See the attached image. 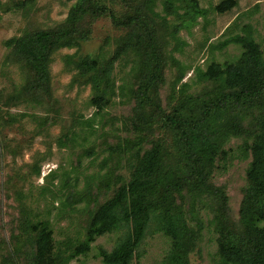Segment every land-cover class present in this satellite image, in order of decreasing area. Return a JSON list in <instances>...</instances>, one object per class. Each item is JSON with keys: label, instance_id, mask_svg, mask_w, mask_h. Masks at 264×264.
I'll use <instances>...</instances> for the list:
<instances>
[{"label": "rangeland", "instance_id": "obj_1", "mask_svg": "<svg viewBox=\"0 0 264 264\" xmlns=\"http://www.w3.org/2000/svg\"><path fill=\"white\" fill-rule=\"evenodd\" d=\"M93 1L107 5L119 17L139 12L147 2ZM222 1L199 0L207 15L193 21L185 15L183 3H177L176 16L166 13L165 0H155L153 11L158 16L151 15L153 20L146 24L164 59L160 79L151 81L155 61L146 59L141 47H134L113 64L109 84L103 83L100 90L94 88L97 73H84L76 63L97 59L102 74L123 39L131 37L130 30L115 27L108 15L83 17L72 35L75 45L52 53L50 90L45 93L28 90L34 72L7 42L41 30L70 29V12L81 0H0V264H33L35 233L28 225L43 221L52 228L56 254L68 258L85 239L95 211L130 181L137 161L157 142L165 148L167 164L184 167L175 135L161 113L170 114L188 96L205 102L216 96V85L199 82L196 68L235 63L242 49L230 45L218 50L212 45L250 26L264 55V0H235L234 8L219 13L214 8ZM185 23L189 26L175 32ZM141 79L161 111L146 103L155 118L150 130L137 132L135 92ZM184 84L188 87L182 90ZM104 94L109 105L98 114L92 101ZM260 113L259 108L230 104L220 121L239 120L243 128L224 141L211 178L212 184L225 188L229 224L236 232L241 231L240 209L249 187L250 148L259 133ZM176 197L189 227L202 228L190 264H218L217 201L194 195L188 186ZM127 231L122 228L98 238L90 253L65 264H103L100 250L112 251ZM170 250L171 241L153 221L132 264H167Z\"/></svg>", "mask_w": 264, "mask_h": 264}, {"label": "trees", "instance_id": "obj_2", "mask_svg": "<svg viewBox=\"0 0 264 264\" xmlns=\"http://www.w3.org/2000/svg\"><path fill=\"white\" fill-rule=\"evenodd\" d=\"M178 2L184 4L187 9L185 15L193 21L207 15V11L200 7L199 0H165L166 13L179 16ZM154 4L155 0H147L145 6L137 12L140 15L135 13L119 17L107 5L95 3L93 0H81L70 12V29L41 30L25 34L9 40L7 45L14 47L15 54L34 72V82L28 90L48 93L52 53L62 46L75 45L72 35L76 33L75 27L83 17L90 15L98 18L108 15L115 27L128 28L130 31L127 36L131 37L126 41L123 39L113 59L106 64L104 74L100 72V61L94 58L79 60L76 63L77 68L87 74L97 73L94 88L100 90L103 83L108 86L113 64L123 55L133 51L134 47H141L145 58L155 61L156 72L151 79L155 83L160 79L164 59L158 53L159 48L154 40L150 38L151 26L146 24V20H153L151 15H156L153 11ZM235 5V0H223L214 10L225 13ZM186 26L189 25L185 23L174 30L178 33ZM230 45L242 49V54L235 63L213 62L206 69L196 68L199 82L216 85L217 94L212 100L205 102L188 96L170 114L161 113L175 135L184 167L167 164L163 144L157 142L153 145L137 161L130 181L121 185L114 196L95 211L85 239L71 249L68 258L56 254L49 222L30 223L29 229L35 233L33 264L68 263L74 258L90 253L92 244L98 238L122 228L128 231L119 244L112 251L101 249L99 256L103 264H132L137 249L153 221L171 241L167 264H190V254L197 246L202 228L194 230L189 227L184 211L177 204L176 196H181L186 186L194 195H208L217 201L214 224L219 235L218 264H264V55L250 26L244 28L242 34L230 36L211 47L223 50ZM182 79L183 77L179 81ZM143 82L141 79L135 92L133 126L137 132L150 130L151 120L155 118L154 111L147 112L146 103L153 106L155 111H161L146 94ZM183 86L182 90L188 87V84ZM230 104L259 108L261 112L256 120L259 133L250 148L252 161L247 170L249 187L240 209V232L234 231L229 224V198L225 188L211 183L224 141L243 131L239 120L220 123L226 117ZM92 105L99 114L108 107L109 101L104 94L94 98Z\"/></svg>", "mask_w": 264, "mask_h": 264}]
</instances>
